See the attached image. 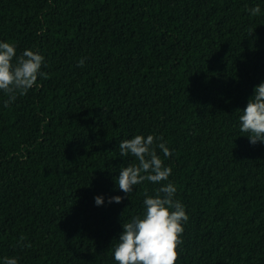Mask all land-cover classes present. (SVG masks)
<instances>
[{"label":"trees","instance_id":"1","mask_svg":"<svg viewBox=\"0 0 264 264\" xmlns=\"http://www.w3.org/2000/svg\"><path fill=\"white\" fill-rule=\"evenodd\" d=\"M0 41L47 74L0 92V264H116L167 183L188 215L178 264H264V142L238 110L264 82V0H0ZM138 134L163 137L172 173L126 194L119 144Z\"/></svg>","mask_w":264,"mask_h":264},{"label":"clouds","instance_id":"2","mask_svg":"<svg viewBox=\"0 0 264 264\" xmlns=\"http://www.w3.org/2000/svg\"><path fill=\"white\" fill-rule=\"evenodd\" d=\"M252 16L260 14L257 5L249 9ZM45 57L32 49H25L19 56L16 45L0 41V92L7 97L5 106L14 102L17 96L26 95L33 88L41 72ZM85 60L78 61L83 66ZM240 131L245 133L250 143L264 142V82L255 86L254 95L250 97L246 108L238 109ZM159 148L165 157L171 156L163 137L138 134L120 142L121 157L131 155L138 163L125 166L116 178L119 190L131 194L134 187L149 181L159 184L167 181L172 173L171 167H166L157 154ZM177 188L173 183H167L158 188L155 196H146L145 212L142 216H133L124 221L123 232L116 239L118 243L113 248L116 264H178L183 244L184 224L188 215L184 205L175 199ZM123 197L109 198V203L122 202ZM97 205L104 203L102 196L95 198ZM21 246L23 238H21ZM31 247L29 243L27 245ZM3 264H18L16 257H5Z\"/></svg>","mask_w":264,"mask_h":264}]
</instances>
